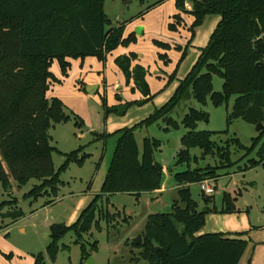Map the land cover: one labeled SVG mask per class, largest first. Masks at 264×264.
Returning <instances> with one entry per match:
<instances>
[{
  "label": "trees",
  "instance_id": "trees-1",
  "mask_svg": "<svg viewBox=\"0 0 264 264\" xmlns=\"http://www.w3.org/2000/svg\"><path fill=\"white\" fill-rule=\"evenodd\" d=\"M178 13L168 24L172 31L183 22L181 14H191L189 25L191 36L207 15H218L219 22L212 31L207 44L178 82L172 96L144 119L132 126L111 133H94V140H105L117 136L116 145L103 178L100 190L80 212L71 225L54 223L50 227L51 242L45 253L34 255V264H46V256L54 261L60 249H68L61 240L68 233L75 236L74 244L80 248V263L97 251L94 240L87 249L83 236L93 227L99 230V222L107 223L114 217L108 209L101 207V199L124 193L136 200L143 192L160 188L163 167L156 161L154 153L160 149L161 141L144 136L141 149L135 131L162 123V130L178 129L186 132L181 136L182 149L176 155L175 166L185 165L183 171L174 172L173 179L178 199L168 213L148 214L138 256L145 264H240L246 245L247 231L199 233L208 214H232L240 212L236 206L242 193L223 192L221 206L214 204L213 196L200 194L205 204L192 199L189 185L214 177L217 168L192 167L199 158L190 150L198 148L201 157L223 152L221 160L229 165L233 146L244 151L241 158L254 153L239 169L240 172L255 167L264 170V0H187L191 10H185L186 0H174ZM124 24L112 26L104 12V0H0V183L10 186L13 180L18 188L30 179L39 181L22 196L24 200L39 197H56L62 184L60 175L71 163L82 165L88 154L84 146L63 154L61 165L54 169L52 153L59 152L50 143L49 134L56 124L65 123L70 116L64 113V105L58 98H48L52 84L60 82L50 68L57 61L62 76H67L69 60H84L95 57L102 64L108 53L118 46L136 42L135 33L123 35ZM154 44L163 49L171 45L158 40ZM176 49H180L176 45ZM186 49V48H185ZM186 52L183 50L181 59ZM168 63L166 54H159ZM136 54L130 52L117 56L115 64L123 73L126 83L142 94L140 100H130L109 106L102 95L104 116H123L131 106H141L152 99L145 79L146 71L140 65H132ZM175 70L170 74L173 77ZM213 76L223 80L220 91L213 90ZM234 97L231 109L226 114V129L223 131L197 130L198 123L206 117L202 109L192 108L178 122L171 117L174 109L183 101L193 99L200 105L207 100L214 107L226 105ZM115 98L121 101L118 94ZM75 126L81 128L82 120ZM237 119L249 124H261L258 134L251 138L250 146L243 145L238 138L226 141V148H218L212 137L227 134L228 127ZM62 154V153H61ZM240 168V166H239ZM208 170V171H207ZM205 194V195H204ZM47 200L43 205L53 204ZM15 197L0 202V218H9L11 223L23 217L20 209L3 212L6 207L16 206ZM5 225H0V230ZM253 228H257L252 226ZM250 264V261L245 263Z\"/></svg>",
  "mask_w": 264,
  "mask_h": 264
},
{
  "label": "rangeland",
  "instance_id": "rangeland-1",
  "mask_svg": "<svg viewBox=\"0 0 264 264\" xmlns=\"http://www.w3.org/2000/svg\"><path fill=\"white\" fill-rule=\"evenodd\" d=\"M187 4L191 6L190 1H187ZM104 12L110 19L112 26L124 24V28L127 29L125 36H128L131 32L137 33V26L145 27L136 47L138 52L144 54L141 64L145 65L151 74H154L158 65H160L157 59L158 46L153 41L158 40L171 44V42L182 43L185 40L179 38V35L176 36L168 28V24L173 22V14L177 13L174 0H104ZM213 16L217 15L209 17L203 26L208 25L207 22ZM200 39V37H197V41H200ZM195 44L192 43L193 47L190 49L188 47L191 60H193V54L197 51ZM183 50L187 49L183 48ZM119 52H121L120 54L130 53L124 48L113 51L112 55H107L104 67L92 56H88L84 60H69L70 69L67 76H62L57 61L52 63L50 70L60 82L52 84L47 97L60 99L64 105V113L70 116L69 121L56 124L49 131L51 135L50 143L59 151L52 153L54 169H57L63 162V154L69 153L79 146L85 145L84 152L88 154V157L82 165L71 163L61 173L62 184L59 186L58 195L54 198L22 199L25 193L39 183L36 179H30L21 188H18L12 180L9 186L10 191H8V186L5 188L0 183V202L11 200L12 197H15L18 201L16 206L6 207L3 212L20 209L24 213L23 217L13 223L9 218H0V225H5L0 230V264H34V255L40 252L45 253L46 247L51 242L49 237L51 225L54 223L71 225L74 223L82 209L99 192L116 145L117 136H109L105 140L95 141L94 133L114 132L125 126L128 127L131 123L129 119L134 124L138 120H142L141 118H144V116L152 113H149L148 108H141L140 106L129 111L128 116L124 118L126 121H121L120 119L123 118L112 114L107 119L108 116H104L99 93L89 94L87 92V86L90 84L95 85L94 78L99 80L98 76L101 73L98 71H102L104 68L107 72L106 86L107 94H109H105L107 105L113 106L122 101H129L127 100L129 97L127 95L126 98L123 97L124 94L122 93H120L121 95L118 94L121 98L120 102L114 98L113 93L110 94V91L117 89L119 76L114 72L117 71L118 66L110 65L109 61L112 56ZM169 57L175 63L178 60L174 53H171ZM141 59L139 58V60ZM174 67H171L172 71ZM222 83L223 80L220 77L213 76L214 91H220ZM108 96L110 97L108 98ZM233 99L234 97L230 98L227 108L226 105L214 107L209 100L205 105H200L195 100L189 99L181 102L174 109L171 117L180 122L182 116L190 107L202 109L208 116V120L206 121L204 118L200 121L197 130L223 131L226 129V114L231 109ZM116 101L118 102L116 103ZM166 101L165 99L164 102ZM136 116L140 117L137 118ZM75 118H77V121L82 120L83 126L81 128L75 126ZM163 126L165 125L157 123L148 128L135 131V138L140 149L144 136L154 137L161 141L160 149L154 153L156 161L163 167L160 188L153 192H143L138 200L134 196L124 193L113 194L108 198V207L105 197L101 199V207L108 209V212L113 214L114 217L108 223L103 220L100 221L99 230L93 227L90 234L83 236L87 249L94 240L97 241V251L92 253L95 264H145L146 262L138 256L139 248L131 244L132 239L139 234L143 238L148 214L161 212L166 206H171V210H173L175 199H178L173 173L183 171L186 168L185 165L175 166L176 155L182 149L180 138L186 130L180 126L178 129H170L166 132L162 130ZM257 134L255 125L237 119L228 127L227 134L215 135L212 140L218 148L223 149L226 148V141L233 138H238L243 145L250 146L251 138ZM228 150L230 151L229 158L232 163L230 165L225 160L220 159L223 152H219L217 149L213 150V154L204 158L201 157V151L198 148L191 149V154L199 158V161L192 163L191 166H200L203 169L207 167H210V169L217 168L214 177L204 179L214 189V192L210 195L213 196L216 207L221 206L223 192L237 193V191H240L242 193L236 201V206L239 207L240 212L227 215L219 214L220 216H216L213 221L217 222L216 228L218 230L224 232L247 231L248 234L252 226H264V170L258 166L240 172L239 169L249 158L254 157V153L241 158L244 151L237 150L233 146H230ZM199 184L200 182L192 183L189 185V189L192 199L199 203V209H201L205 204L200 197L202 192ZM47 200H53L54 203L51 206H44L43 204ZM207 226L208 221L203 226L204 228H201V232L206 231ZM74 241L75 236L72 233L66 234L61 240V244L67 245L68 249H60L54 261L46 256V264H79L80 248L77 244H74ZM263 250L264 246L256 247L253 253L255 264L261 263ZM83 264H85V261Z\"/></svg>",
  "mask_w": 264,
  "mask_h": 264
},
{
  "label": "crops",
  "instance_id": "crops-1",
  "mask_svg": "<svg viewBox=\"0 0 264 264\" xmlns=\"http://www.w3.org/2000/svg\"><path fill=\"white\" fill-rule=\"evenodd\" d=\"M174 6H175V1H174ZM191 8H192V6H190V4H187V1H186L185 10L190 11ZM176 12L178 13L177 9H176ZM211 16L212 15H207L204 17L202 24L197 26L194 29V35L192 37L191 32L189 30V25L192 23L194 17L191 14H181V17H183V19L185 17V20H183V22H181V24L179 26H177V30L172 31V32L176 36L179 35V38H184L185 40H183L184 42L181 41L182 43L171 42L170 49H163L161 47H158L157 59H158V62H160V65H158L157 70H155L154 74L153 73L151 74L149 72V69L146 68L145 65L141 64V61L144 59V54L142 52H138V48L136 47V45L138 44L137 42L140 41L141 35L144 32L145 27L142 28V27L137 26V28H136L137 33L133 32L136 35V42L135 43H131L128 46H123V47L118 46L117 48L112 50L110 53H108V54L112 55L113 51L119 50L120 48H124L128 51V53L133 52L136 54V59L132 62V65L133 66L134 65H140L141 67H143L145 69V71H146L145 79H146L148 86L150 88V92L153 95L152 99L149 102L141 105V108H148L149 109L148 111H150L149 113H151L154 111V109L156 107H159V105L161 106L165 99L168 100L172 96V94L174 93V91L178 85V82L180 80H182L185 77V75L187 74V72L191 69L192 65L195 63V61L197 60V58L200 54V49L203 48L207 44L212 31L214 30L215 26L217 25V23L220 20V17H218V15L213 16L212 19H210L207 22L208 25L203 26V24H205V21ZM209 26H211V27L209 28ZM212 27H213V29H212ZM126 31H127V29L124 28V32H123L124 36L126 34ZM197 37L201 38L200 41H197ZM196 42L198 44H195ZM192 43L195 44V46H197V48H196L197 51H195V53L193 54V57H192L193 60H191V56L189 55V52H188V47H189V49L191 47H193ZM175 45H179L181 48L176 49ZM159 48H161V49H159ZM183 48L187 49V50H185V52L188 54H185V56L181 59V54L183 52ZM137 52L139 53V55L137 54ZM120 53L121 52L116 53L114 56H112L110 58V61H109L110 65H112V64L116 65L114 60L117 56H120L122 54H127V53H122V54H120ZM171 53H174L175 57H178V60L176 63L172 59H170L169 55ZM158 54H166L168 57V63H164V61L159 58ZM139 58H142V59L139 60ZM102 65L104 67V64H102ZM174 65H175V67H174ZM171 67H174L173 71L175 70V74L173 75V77L169 78L170 74L173 73ZM183 67H185L184 70H182ZM116 70L117 71H114V70H112V71L116 72L117 75L119 76V79H118L119 84H118L117 89L115 91L113 90L114 92L110 91V94L113 93L114 95H116V94L121 95L120 93H122L125 95V96L122 95L123 97H125V98L127 96L129 97V98H127V100H129V101L142 99L143 96L137 89L134 88L133 81L130 79L129 82L126 83L125 77H124L123 73L121 72V70L118 67ZM98 72L101 73L100 76H98L99 80H98V78H94L95 85L90 84L89 86H87V88H89L90 86H94V87L96 86L97 89L94 91L93 94L99 93L100 96L104 95L106 97L105 94H107V92H108L107 86H106L107 85L106 84L107 72H106V69H104V68L102 69V71H98ZM101 78H102V80H100ZM107 95H109V94H107ZM109 97L110 96H108V98ZM114 98H115V96H114ZM125 98H123V99L125 100ZM117 102L118 101H116V103ZM135 107H140V106H131L130 109L123 116H118V115H116V116L123 118V119L119 118L121 121H126V120H124V118L126 116H128L129 111L134 109ZM112 115H114V114H112ZM147 116H144V118ZM136 117L138 118L140 116H136ZM109 118L110 117L108 115L107 119H109ZM144 118H141V119H144ZM127 119H129V117H127ZM129 120L131 121V123H130V121H128L130 123L129 126H132L133 125L132 120L131 119H129ZM137 122H139V120ZM137 122H135V123H137ZM52 129H50V130H52ZM107 133H111V131H107ZM50 137H51V135H50ZM11 181L12 180H10V183H11ZM236 204H237V202H236ZM51 205H47V206H51ZM237 208L239 209V207H237ZM239 211H240V209H239ZM232 214H234V213H232ZM218 215L219 214H208L206 216V219H205V224L208 221V226L206 227V231L201 232L202 231V229H201L199 233H205V232L208 233L210 231L211 232H224L223 230H218L216 228L217 222L213 221L214 218H216V216H218ZM220 215H227V214H220ZM211 216H215V217L212 218ZM205 224H204V226H205ZM254 227H257V228H253V227L250 228L248 231V234H246V236H245L248 240V243L246 245V248L244 250L242 257L240 258V264H245L249 261H250V264H255L254 259H253V253L256 250L257 246H264V226L263 227L254 226ZM258 264H264V250L262 252V261H261V263H258Z\"/></svg>",
  "mask_w": 264,
  "mask_h": 264
},
{
  "label": "water",
  "instance_id": "water-1",
  "mask_svg": "<svg viewBox=\"0 0 264 264\" xmlns=\"http://www.w3.org/2000/svg\"><path fill=\"white\" fill-rule=\"evenodd\" d=\"M97 89V87L95 86H90L89 88H87L86 90H87V92L89 93V94H93L94 93V91ZM205 120L207 121L208 120V116L206 115V117H205ZM260 128H261V124L260 123H257L256 125H255V130L258 132L259 130H260ZM8 191H10V187L8 186ZM171 211V206H166V207H164L163 208V210L161 211L162 213H168V212H170ZM132 242L134 243V244H140L141 242H142V237H141V235L139 234V235H137L136 237H134L133 239H132ZM136 260H138V258H136ZM85 264H95V262H94V257L91 255V256H89L86 260H85Z\"/></svg>",
  "mask_w": 264,
  "mask_h": 264
},
{
  "label": "built area",
  "instance_id": "built-area-1",
  "mask_svg": "<svg viewBox=\"0 0 264 264\" xmlns=\"http://www.w3.org/2000/svg\"><path fill=\"white\" fill-rule=\"evenodd\" d=\"M199 187L201 191L207 195H210L214 192L213 187H211L208 183H206V180L201 181Z\"/></svg>",
  "mask_w": 264,
  "mask_h": 264
}]
</instances>
